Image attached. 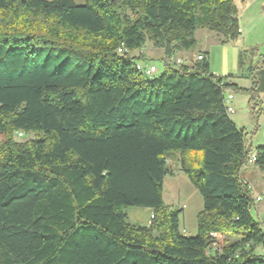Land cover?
<instances>
[{
	"label": "trees",
	"instance_id": "16d2710c",
	"mask_svg": "<svg viewBox=\"0 0 264 264\" xmlns=\"http://www.w3.org/2000/svg\"><path fill=\"white\" fill-rule=\"evenodd\" d=\"M199 27L234 37L233 0H0V264H264L240 177L251 151L264 171V141L224 104L237 90L261 114L264 54L249 88L210 73L208 52L173 66ZM147 40L164 55L152 76L131 55ZM172 153L202 198L194 234L161 198ZM129 206L150 223H129ZM211 233L234 239L213 249Z\"/></svg>",
	"mask_w": 264,
	"mask_h": 264
},
{
	"label": "rangeland",
	"instance_id": "374dc122",
	"mask_svg": "<svg viewBox=\"0 0 264 264\" xmlns=\"http://www.w3.org/2000/svg\"><path fill=\"white\" fill-rule=\"evenodd\" d=\"M236 7V19L239 32L227 42H221L223 36L208 28L199 27L194 32L195 44L188 50H176L177 57L183 60V65L189 66L201 51H208L209 71L214 76H220L233 81L238 86H251V78L248 68L254 65L264 54V0H233ZM163 51L147 40L139 49L132 51L131 55H145V61L151 62L158 71L164 68V60L161 59ZM139 59L136 60V62ZM140 62V61H139ZM177 67V64H173ZM228 92V91H227ZM232 104L235 113L230 114L238 126H244L248 133L253 131L254 120L259 125L258 135L253 144L257 145L264 141V114L252 115L248 103V96L237 90L233 91ZM258 105L264 108V93L258 94ZM19 131L13 133L17 142L35 137L32 133ZM171 163L167 161V167L172 171L163 180L161 198L163 203L171 208H182L179 214V227L185 229L184 234H194L196 231L197 214L202 210V198L199 191L191 184L181 171L177 154L170 155ZM241 180L247 185L251 196H260L255 207L250 208L251 215L258 220H264V171L256 165L243 162L240 170ZM184 205V206H183ZM146 207L129 206L124 209L127 220L131 224L148 225L149 213ZM257 213L259 215H257ZM187 230V231H186ZM214 247L221 248L225 241H232L234 237H226L216 234L213 237ZM259 252V249L256 250Z\"/></svg>",
	"mask_w": 264,
	"mask_h": 264
},
{
	"label": "built area",
	"instance_id": "2783aa9c",
	"mask_svg": "<svg viewBox=\"0 0 264 264\" xmlns=\"http://www.w3.org/2000/svg\"><path fill=\"white\" fill-rule=\"evenodd\" d=\"M116 52L119 54L122 53H129L130 51L127 50L123 45H120L117 47ZM197 59H202V53L197 54L196 56ZM140 61V62H139ZM136 62V70L143 74L144 76H152L153 74H155L158 70L155 67V65H153L150 61H141L139 60ZM168 62H170L171 64H177V65H182L183 64V60L180 58L175 59L174 56H171L168 60ZM224 104L226 106V111L228 114H232L234 112V108L232 105V95L231 94H227L226 92L224 93ZM264 114V108L261 111ZM20 136L23 135V132L19 131L18 133ZM247 164L250 165H255V161H256V154L254 151H251L247 157L246 160ZM257 201H260V196H256L255 198H253V202L251 204V207H255V204ZM257 215H259L257 213ZM153 218V214L152 212L149 214V219H148V224L150 223L151 219ZM261 227L264 229V220H261L260 218L258 219ZM184 231V230H183ZM211 236L214 237L216 236V233H211ZM211 248L216 249L217 247H214V242L211 243Z\"/></svg>",
	"mask_w": 264,
	"mask_h": 264
},
{
	"label": "crops",
	"instance_id": "0c3cea01",
	"mask_svg": "<svg viewBox=\"0 0 264 264\" xmlns=\"http://www.w3.org/2000/svg\"><path fill=\"white\" fill-rule=\"evenodd\" d=\"M75 3H77V4H83L84 3V0H73ZM201 52H208V51H201ZM174 54H176V53H174ZM144 57H145V55H144ZM174 57H175V55H174ZM164 58V55L161 53V59H163ZM177 58H179V57H177ZM181 59V58H180ZM164 60V59H163ZM242 87V86H241ZM226 93L227 94H231L232 95V101L234 100V98H235V96H234V93H233V91H231V90H229L228 92L226 91ZM248 104V103H247ZM233 105V104H232ZM233 108H234V105H233ZM233 113H235V108H234V112ZM231 117V116H230ZM232 119V118H231ZM233 120V119H232ZM236 124V123H235ZM237 125V124H236ZM238 126V125H237ZM239 127H242L243 129H244V132L246 133V138L249 140V143L250 144H252V145H254L253 144V138L255 137V136H257L258 135V131H253V133H248L247 132V130L244 128V126H239ZM174 154H177V156H178V153H172L171 155H173L174 156ZM170 157V156H169ZM177 160H178V163H179V157L177 158ZM167 161L169 162V163H171V160H170V158L169 159H167ZM179 166H180V164H179ZM187 178V177H186ZM184 206V205H183ZM145 210L150 214L151 212H152V210L150 209V208H148V207H146L145 208ZM142 225H144V224H142ZM183 230H185V229H183ZM187 231V230H186Z\"/></svg>",
	"mask_w": 264,
	"mask_h": 264
}]
</instances>
